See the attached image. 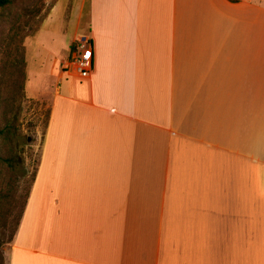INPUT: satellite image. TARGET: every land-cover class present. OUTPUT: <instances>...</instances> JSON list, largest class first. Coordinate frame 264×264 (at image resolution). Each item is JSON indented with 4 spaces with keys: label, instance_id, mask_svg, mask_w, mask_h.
<instances>
[{
    "label": "crops",
    "instance_id": "crops-1",
    "mask_svg": "<svg viewBox=\"0 0 264 264\" xmlns=\"http://www.w3.org/2000/svg\"><path fill=\"white\" fill-rule=\"evenodd\" d=\"M69 22L92 71L61 62L8 263L264 264V193L240 192V163L264 173V0H77Z\"/></svg>",
    "mask_w": 264,
    "mask_h": 264
},
{
    "label": "rangeland",
    "instance_id": "rangeland-1",
    "mask_svg": "<svg viewBox=\"0 0 264 264\" xmlns=\"http://www.w3.org/2000/svg\"><path fill=\"white\" fill-rule=\"evenodd\" d=\"M75 3L77 0H15L9 18L0 21V101L7 103L0 126L10 125L9 132L0 133V264H9L15 217L42 159L49 105L54 103L56 88L68 78L61 62L69 60L71 51L80 53L84 41L80 37L86 34L85 22L71 40L69 18ZM56 5L62 9L63 33L49 39L39 31ZM37 40L46 43L49 55L47 50H36ZM248 184L250 190L263 194V170L240 163L242 195Z\"/></svg>",
    "mask_w": 264,
    "mask_h": 264
},
{
    "label": "built area",
    "instance_id": "built-area-1",
    "mask_svg": "<svg viewBox=\"0 0 264 264\" xmlns=\"http://www.w3.org/2000/svg\"><path fill=\"white\" fill-rule=\"evenodd\" d=\"M79 50L74 51L65 65V70L75 73L80 78H88L92 71L93 49L90 40L82 41Z\"/></svg>",
    "mask_w": 264,
    "mask_h": 264
},
{
    "label": "trees",
    "instance_id": "trees-1",
    "mask_svg": "<svg viewBox=\"0 0 264 264\" xmlns=\"http://www.w3.org/2000/svg\"><path fill=\"white\" fill-rule=\"evenodd\" d=\"M231 1H236V0H231ZM14 4H15V0H0V21H2L3 19L9 18V16L11 15L12 7H13ZM5 107H7L6 100L0 101V111H1L0 112V118L3 117V109ZM4 114H5V112H4ZM48 117H49V114H48ZM3 118H5V117H3ZM9 131H10V125L9 124H6L4 126H2V125L0 126V133H7ZM1 159H2V157H1ZM35 174H36V170H35L32 182H33V180L35 178ZM32 182H31V184L29 186V189L24 194L23 201H22V204L20 206L19 214H17V216L15 217V225L13 227V230H12V233H11V237H10L11 241H12V239H13L16 231H17L19 222L21 220V217H22V214H23L26 202H27V198H28V195H29V192H30V188H31ZM0 198H1V196H0Z\"/></svg>",
    "mask_w": 264,
    "mask_h": 264
}]
</instances>
